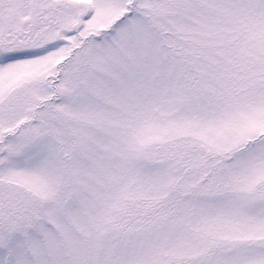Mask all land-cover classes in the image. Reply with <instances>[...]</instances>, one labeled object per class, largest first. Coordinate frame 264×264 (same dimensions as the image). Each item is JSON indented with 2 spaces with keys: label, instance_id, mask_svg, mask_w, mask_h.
<instances>
[{
  "label": "snow or ice",
  "instance_id": "1",
  "mask_svg": "<svg viewBox=\"0 0 264 264\" xmlns=\"http://www.w3.org/2000/svg\"><path fill=\"white\" fill-rule=\"evenodd\" d=\"M0 264H264V0H0Z\"/></svg>",
  "mask_w": 264,
  "mask_h": 264
}]
</instances>
